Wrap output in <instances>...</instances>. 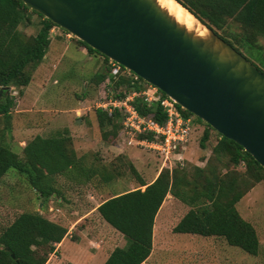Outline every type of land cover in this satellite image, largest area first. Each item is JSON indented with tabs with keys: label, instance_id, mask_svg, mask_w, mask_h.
Segmentation results:
<instances>
[{
	"label": "trees",
	"instance_id": "1",
	"mask_svg": "<svg viewBox=\"0 0 264 264\" xmlns=\"http://www.w3.org/2000/svg\"><path fill=\"white\" fill-rule=\"evenodd\" d=\"M177 1L264 72L251 59L257 58L264 66L260 44L264 38V0ZM35 16L40 18L39 29L36 34L28 35L22 27H32ZM54 28L60 27L23 1L0 0V120L4 124L0 131V182L10 170H16L38 194V199H43L44 209L54 194L57 201L65 199L64 184L58 186V179L75 180L79 174L85 177L84 157H78L68 129L47 137L37 135L27 142L21 155L17 154L6 141L5 127L12 118L16 98L32 83V71L49 51ZM70 40L77 48L86 49L90 56L104 59L105 71L95 77L96 85L107 81L115 99L137 93L132 105L141 116L160 124L167 121L162 101L168 97L164 93L159 91V99L146 102L143 92L151 85L141 78L135 81L123 74L114 76L107 57L75 37ZM3 88L8 89L1 92ZM176 108L185 118L192 119L194 129L204 123L177 104ZM94 116L106 142L112 143L120 137L122 112L97 109ZM206 126L200 139L203 150L207 149L211 132L215 131ZM217 134L219 139L204 167L179 164L172 169L163 168L157 178L147 184L129 164V169L139 179V187L114 194L103 200L97 209L102 219L127 241L125 247L114 249L105 264H143L148 260L153 250L156 217L168 195L190 208L173 229L174 233L223 238L230 246L258 255L257 231L240 215L236 205L259 183H264V168L244 148ZM145 138L151 139L146 134L137 136L138 140ZM241 166L243 169H239ZM93 174L98 175V170H89L87 182ZM117 175H121L120 166L113 162L103 170L102 179L113 181L112 176ZM67 234L66 226L50 220L41 210H25L0 230V264H47Z\"/></svg>",
	"mask_w": 264,
	"mask_h": 264
},
{
	"label": "rangeland",
	"instance_id": "2",
	"mask_svg": "<svg viewBox=\"0 0 264 264\" xmlns=\"http://www.w3.org/2000/svg\"><path fill=\"white\" fill-rule=\"evenodd\" d=\"M39 19L35 16V24L26 29L22 27V31L28 35L36 34L39 29L37 24ZM55 31L54 37L57 40L62 39L63 43H52L45 59L35 71H32L33 81L29 88H26L29 102L25 104V108H32L33 110L24 117L21 115L16 116L19 114L15 113L17 108L15 107L8 126L15 121L18 128L24 122L30 121L37 128L44 129L42 132L41 130L36 132L43 136H52L57 131L68 129L73 139L75 137L74 147L78 157H84L83 168L86 178L82 177L83 174H79L75 180H67L62 177L58 179V186L61 184L68 185L67 182L73 183V185L69 184L72 189L67 190V195L71 198L70 203L63 207L65 210L69 209L68 219L63 223L69 231L75 218L84 216L98 203L114 194L139 187V179L129 169L130 163L147 184L157 178L163 169V163L153 149L136 144L128 145L127 142L123 141L127 139V136L122 137V139L117 136L112 143L103 139L102 131L94 113L95 110L100 109V105L109 103L110 99L115 100V97L113 91L107 86V81L96 85L95 77L105 71L106 65H103L101 58L98 56L87 59V54L77 48L75 42L70 40L73 37L72 35L69 34L70 37H68V34L63 32L61 28H55ZM51 38L53 37L51 36ZM260 44L263 48L264 57V38L260 40ZM251 59L264 69L257 58ZM146 91H150L151 94L154 93V89L149 86ZM17 100L23 101L20 97H17ZM16 104L21 106V103L16 102ZM122 120L120 133L123 130L124 117ZM0 123L3 124L1 120ZM206 124L204 122L195 126L186 149L180 152V160L175 161L173 168L179 164L205 166L213 146L219 139L217 132L212 131L207 149L203 150L201 148L200 139L205 129H207ZM27 135L29 134L25 133L20 139H16L14 136L10 141L6 137V141L10 142L11 149L14 152L21 155L22 152L20 153V150H18L20 141L22 139L29 141L35 137L33 135L25 138L28 137ZM119 158L121 161L118 160ZM113 162L120 166L121 175L112 176L113 181L104 182L102 179L103 170ZM91 169L98 170V175L93 174L90 182H87V175ZM239 169H243V166ZM77 184L80 186H76ZM55 205V200L52 197L46 202L44 209L43 199H38V194L29 187L27 181L20 176V173L16 170H10L8 175L0 182V230L11 224L15 217L25 210H41L42 214L47 216L48 213L53 214L55 212H49L50 206ZM236 207L240 215L250 222L257 231L260 240L258 255L254 256L238 247L230 246L223 238L196 236V243H191L189 247L178 245L175 248L177 261H182L180 264H264V183H259ZM189 209L179 200L168 195L163 209L161 208V212L159 211V216L164 218L170 212L173 215V222L176 223L186 215ZM73 210H75L74 213ZM97 226L101 228L100 219L89 216L76 226V231L73 229V242L78 237L77 232H79V229L81 231L83 228L88 227L89 233H85L84 236L86 239L94 238L93 236L100 237L91 240L95 244L89 241V247L95 250L100 249L104 245L101 238H105L106 234L103 233V229L96 232ZM120 244L121 242L118 239L110 241L107 252ZM192 246H196V255L193 254L195 249ZM183 249H193V252L186 251L184 253ZM67 250L72 252L75 249L67 248ZM75 254L76 252L73 253L74 256ZM158 254L159 252H156V257H158ZM179 254L182 256L180 259H178ZM189 257H196V262ZM154 258H152V264L158 262ZM53 260H56V258ZM60 261L63 262V259Z\"/></svg>",
	"mask_w": 264,
	"mask_h": 264
},
{
	"label": "water",
	"instance_id": "3",
	"mask_svg": "<svg viewBox=\"0 0 264 264\" xmlns=\"http://www.w3.org/2000/svg\"><path fill=\"white\" fill-rule=\"evenodd\" d=\"M21 1L237 143L264 168V72L177 0L205 35L179 23L158 0Z\"/></svg>",
	"mask_w": 264,
	"mask_h": 264
},
{
	"label": "crops",
	"instance_id": "4",
	"mask_svg": "<svg viewBox=\"0 0 264 264\" xmlns=\"http://www.w3.org/2000/svg\"><path fill=\"white\" fill-rule=\"evenodd\" d=\"M55 42H62V40H57L55 37H53L52 39V43ZM51 43V46H52ZM50 46V48H51ZM49 48V49H50ZM80 50H83L85 54H87V59H91L92 56H90L86 49L79 47ZM101 61L104 65V59L102 57ZM30 86V85H29ZM29 86L27 88H29ZM29 97H27V89H25L24 94L20 97V99H22L23 101L21 102L17 100L16 98V102L21 103L20 105H15V107H17L15 109V113L19 114L16 116H25L26 114H30V112L33 110L32 108H25V104H27L29 102ZM15 102V103H16ZM13 114V113H12ZM0 123V131L4 128V124ZM12 125L10 126H6V137H8V140L10 141L12 137H16V139H20L21 137H23V135L25 133L29 134L27 135L28 137L25 138H29L31 136H37L38 133L41 130V132L44 130L43 128H37L33 123L29 122H24L23 124H21L18 128H17V122H13L11 123ZM40 136H43L42 134H38ZM43 137H47V136H43ZM8 142V141H7ZM28 140L22 139L20 141V147L18 148V150H20V153L23 152L24 147L26 146ZM74 143H75V137H74ZM8 144H10V142H8ZM67 184H64V190H65V199H59L58 201L56 200V196L57 194L53 195V199L55 200L56 205L55 206H50L49 208V212H53L55 211L53 214L48 213L47 217L57 223H61L62 225H64V221L68 219V212L69 209L65 210L63 207L66 206V204L70 203L71 198L68 197L67 195V190H71L73 183L71 182H67ZM70 184V185H69ZM82 185V184H81ZM76 186H80L79 184H77ZM60 188V187H59ZM144 188H142V190H144ZM103 202V201H102ZM98 203L96 205V207H94L91 211L89 210L88 213H86L84 216L82 217H78L74 219V222L70 228V230L68 231V234L66 236V238L57 245L56 247V252L54 254H52L47 262V264H105L106 261L109 259L111 253L114 251L115 248L117 247H125L127 245V241L124 238V236L119 233L118 231H116L115 229H113L107 222H105L102 217L100 216V214L98 213L97 209L100 206V204L102 203ZM163 209V207H162ZM75 212V210H73V213ZM161 212V210H160ZM160 212L158 213L157 217H156V221H155V225H154V230H153V250H152V254L150 255V257L148 258V260L146 262H144L143 264H152V258L155 257L154 259H156L158 262H156V264H174V262L177 261L176 259V252H175V248L178 245H181V247L187 246L189 247L191 243H196V236L194 234H179V233H174L173 229L176 227V225L179 223L180 220L176 221V223L173 222V218H172V213L168 212L165 217L160 218ZM44 213V212H43ZM168 215V217H167ZM89 216L92 217H97L100 219V225L101 228H99V226H97V231H102V229L104 230L103 233L106 234L105 238H101L104 241V245H102V247H100V249H91L88 245L89 241H91L92 239H97L100 238L99 236H93L94 238H88L86 239L85 233H89L88 231V227L90 228V226H88L86 229H82L79 232H77V238L74 239L75 242H73V229H75L76 231V226L84 221L86 218H89ZM171 219V220H170ZM212 238H216V237H212ZM114 239H118L120 240L121 244L119 246H115L112 250L107 252V246L109 245L110 241H113ZM69 240H71V242H69ZM182 242H184L183 244H181ZM92 244H95L94 241H91ZM193 247V246H192ZM196 247V246H195ZM193 247L195 249V251L193 252V249L187 250V249H183L184 253L186 251H191L193 252V254L196 255V248ZM70 248H74L75 250H73L72 252L70 250H67ZM161 250V251H160ZM69 252V254H68ZM76 252L75 256L73 255V253ZM156 252H159L158 257H156ZM73 255V256H72ZM182 256L179 254L178 259H180ZM54 258H56V260H53ZM190 259L192 258L193 260H195L196 262V257H189ZM63 259V262H61L60 260ZM182 261H177L176 264H180Z\"/></svg>",
	"mask_w": 264,
	"mask_h": 264
},
{
	"label": "built area",
	"instance_id": "5",
	"mask_svg": "<svg viewBox=\"0 0 264 264\" xmlns=\"http://www.w3.org/2000/svg\"><path fill=\"white\" fill-rule=\"evenodd\" d=\"M52 36L56 34L55 29L51 31ZM70 37V35H68ZM112 67V74L117 76L119 74L132 77L135 81L139 80V77L131 71L125 69L123 71L122 66L116 62L110 60ZM154 93L150 91H144L143 96L146 102H151L154 99H159V91L155 87ZM137 93L128 96L125 99L111 100L109 103L100 105L99 108L112 113L116 110L120 111L124 115L123 130L120 133V137L127 136L124 142L128 145L145 146L153 149L160 157L163 168L172 169L175 161L180 160L181 151L186 149L192 133L194 131V124L191 118H185L181 112L176 108V103L170 98L162 101V105L167 112V121L164 124L141 116L132 105L134 97ZM140 134H146L151 139L145 138L138 140L137 136Z\"/></svg>",
	"mask_w": 264,
	"mask_h": 264
},
{
	"label": "bare ground",
	"instance_id": "6",
	"mask_svg": "<svg viewBox=\"0 0 264 264\" xmlns=\"http://www.w3.org/2000/svg\"><path fill=\"white\" fill-rule=\"evenodd\" d=\"M158 3L166 9L170 15L175 17V19L186 26L190 30L197 31L200 35H205L201 25H197L196 19L180 4L176 3L174 0H158Z\"/></svg>",
	"mask_w": 264,
	"mask_h": 264
},
{
	"label": "clouds",
	"instance_id": "7",
	"mask_svg": "<svg viewBox=\"0 0 264 264\" xmlns=\"http://www.w3.org/2000/svg\"><path fill=\"white\" fill-rule=\"evenodd\" d=\"M55 29V28H54ZM68 36V35H67ZM53 37V36H52ZM159 91V90H158Z\"/></svg>",
	"mask_w": 264,
	"mask_h": 264
}]
</instances>
